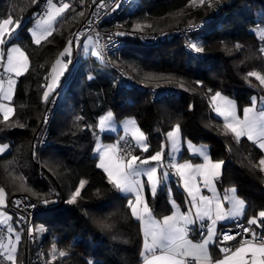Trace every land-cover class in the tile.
<instances>
[{"label": "trees", "instance_id": "trees-1", "mask_svg": "<svg viewBox=\"0 0 264 264\" xmlns=\"http://www.w3.org/2000/svg\"><path fill=\"white\" fill-rule=\"evenodd\" d=\"M42 1L0 0V21L11 17V28L19 21L16 34L5 40L3 53L8 44L16 43L29 60L28 70L17 78L12 115L7 120L0 115V142L10 144L9 152L0 158V188L7 192L8 200L15 193L27 194L37 204L58 198L57 203L37 215L45 227L41 239L54 242L66 253L57 255L55 264H136L140 259L143 233L129 207L133 197L108 181L92 154L96 118L107 109L113 108L118 120L134 117L143 128L148 151L136 146L132 151L142 152V156L160 150L167 132L177 125L184 141L199 143L209 134L214 135L217 144L211 146L212 156L225 160L218 180L220 187L237 186L244 195L264 193V172L258 166L260 147L251 140L237 141L209 106L211 95L218 91L233 96L241 112L253 96L264 95V88L248 74L254 70L264 75V37L246 43L252 36L250 29L264 25V0H210L200 5L193 0H137L131 11L132 3L123 15L130 26L136 21L149 22V30L200 21L202 26L170 41L171 51L165 61L157 52L160 46L137 39L128 41L121 59L140 83L149 82L143 86L129 84L116 68L91 54L80 58V50L75 66L70 67L55 91L61 89L48 123L46 142L35 148V140L43 133L44 112L55 93L44 100L51 66L59 53L55 38L70 37L87 12L80 0H63L69 8L57 20L53 33L36 44L30 28L37 21L34 17ZM196 38H201L205 46L217 42L219 47L201 53L191 51L186 42ZM180 52L185 55L182 59ZM121 59L114 58L115 64L120 66ZM181 74L191 84L153 95V84ZM187 98L193 100L190 106L184 104ZM116 136L105 133L103 138L112 140ZM188 158L201 159L184 146L180 159ZM83 179L86 183L80 196L69 203ZM172 182L174 194L183 202L185 192L175 180ZM170 195L163 186L155 195H148L158 218L173 210ZM263 207L249 199L246 217L256 215ZM261 222L264 225V218ZM17 225L23 229L17 264H26L30 255L26 230Z\"/></svg>", "mask_w": 264, "mask_h": 264}, {"label": "snow or ice", "instance_id": "snow-or-ice-1", "mask_svg": "<svg viewBox=\"0 0 264 264\" xmlns=\"http://www.w3.org/2000/svg\"><path fill=\"white\" fill-rule=\"evenodd\" d=\"M50 11L46 13L47 19L40 21L37 26L41 28L42 25L47 27L41 28L39 33L37 30H32V36L35 37V43L39 44L41 39H46L47 36L52 34L51 26L55 22L56 18L65 12L69 8L68 4H62L60 7L51 3L48 0ZM203 3V0H200ZM17 26L19 21L16 22ZM13 24L11 17L0 21V44H4L5 35L11 36L14 29H10L9 26ZM72 41H69V46L64 49L60 54L61 57L66 55L70 56V48ZM191 47L196 52H202L203 48L198 47L196 44H192ZM94 55L99 53L94 52ZM4 53L0 50V59H2ZM63 63L62 59H57L55 65L52 68V82L46 85V90L43 93V98L47 101L50 92L53 90L59 74L57 72V66ZM66 66V65H65ZM28 70V57L20 49V47H11L7 52V65L5 71L8 73H15L16 76L22 75ZM251 76H256L262 84H264V76H260L257 73H250ZM15 86V80L9 77L7 81V89L4 88L3 81L0 80V93L3 95L4 100H11L12 92ZM211 102L215 106V111L224 117V127L228 131L234 134L235 138L239 140L242 136H247L249 140L255 138L259 142V146L264 149V111L256 113L255 111V98H253V107L244 108V118L239 119L235 114V104L232 100L223 97L221 93L217 92L211 97ZM13 110L11 108H4V119L7 120L9 113ZM112 120V113L109 112L107 116L101 117L100 128L101 131L105 130L106 124L110 127ZM131 125V134L133 139L138 145L143 148V151H148V145L145 142L143 132L136 127L135 120H128L125 124L126 131L128 126ZM180 132V127L177 125L173 131L167 133L168 140L175 146L177 144V136ZM123 139V138H121ZM97 151L100 152V164L98 167L104 169L107 173L108 181L113 184L118 190L127 193H133L135 195V201L129 200V207L131 208L132 215L137 219L141 220L144 224V264H188L184 259L188 256H193L199 264H211V259L207 252L208 239L202 244H190L184 239L185 228L181 226V222L184 224L191 223L192 221L186 215L179 217L172 215L164 218L163 223L154 220L151 214V209L147 203L143 200L141 192L144 188V182L141 177L146 176V183L151 189L153 195L156 194L157 186L162 183V180L157 175V167L159 166L162 155L163 146L161 151L155 152L146 159H140L137 156L131 155L129 159L125 160L124 156L120 155V148L118 144L108 145L103 151L98 147ZM126 151V150H125ZM203 154V153H202ZM204 164L192 165L191 163L183 164H172L171 167L175 168L177 174L184 180V186L188 190L189 195L192 197L191 205L196 208V215L200 218L207 216L209 219L212 218L213 214L216 220H223L229 215H238L243 207V200L236 199L233 203V209L230 213L226 214L219 200H213L212 198L199 196L197 197L198 187L196 184L197 176L203 177L205 187L210 188L213 192L212 182L219 177L220 170L223 162L213 163L204 155ZM152 162H156V166L144 167L151 165ZM261 165H264V160L260 161ZM168 173H163V179H167ZM86 181L81 180L79 187L76 189L71 197L69 203H74L77 197L80 196L81 189L84 188ZM233 191H235L233 189ZM3 190L0 189V202L3 201ZM225 199H228L225 196ZM142 205V208H141ZM260 217H264V211L259 213ZM256 220H250L249 224H255ZM10 230V229H9ZM247 231V230H246ZM209 236H211V229L209 230ZM149 237H151V243H149ZM226 240L233 239L232 236L226 235ZM17 240L19 237L17 236ZM256 241V242H253ZM2 246V245H0ZM160 249V254H156V250ZM226 253L225 257L221 260L216 261V264H264V238L257 241L255 234L253 233L252 240H244L240 247L236 248L235 251L230 249H221ZM16 249L13 246L7 256L8 260L14 262L13 253ZM151 253L149 256L148 254ZM230 253V254H227ZM250 254V259L246 258ZM64 255L63 252L60 253Z\"/></svg>", "mask_w": 264, "mask_h": 264}, {"label": "built area", "instance_id": "built-area-1", "mask_svg": "<svg viewBox=\"0 0 264 264\" xmlns=\"http://www.w3.org/2000/svg\"><path fill=\"white\" fill-rule=\"evenodd\" d=\"M63 2V0H61ZM48 0H43L39 11L34 20H38L44 13L48 6ZM80 3L87 10V17L81 22L75 32L69 37L76 45V53L82 48L84 39L91 35L94 37L101 53L103 61L107 62L111 67L116 68L122 75L123 79L128 81L131 85H148L147 83H140L136 79V73L132 68L126 67L121 54L128 41L137 39L143 44L147 45H163L169 41L175 40L176 36L188 34L191 31L199 30L202 26V21L188 26L176 25L173 29L166 30H149L138 29L126 24L124 21V14L129 11L133 0H80ZM128 19V18H126ZM205 21V20H203ZM121 59V65H116L114 58ZM78 57L72 63V67L76 63ZM73 68H71L72 70ZM0 76H7V72L3 69L0 61ZM182 81L178 79H168L167 82L156 83L150 87L154 96H158L164 91L174 89L181 86ZM182 85H186L185 83ZM61 89L54 93L51 97L48 107L44 112L43 117V133L40 139L35 140L34 147H39L45 144L48 123L51 118L52 109L55 106ZM118 144L120 148V155L128 159L127 152L132 153L134 145L130 137L113 138L111 141L105 140L103 144ZM34 150V149H33ZM126 150V151H125ZM58 202V198L43 200L42 203L37 204L29 195L24 193H15L9 198V209L16 215L18 222L25 228L27 236V244L30 248V255L26 264H55L53 254H49L47 244L38 232L39 222L37 215L45 212L52 205ZM207 218L204 219L201 228L194 226L189 227V235L195 239H202L205 236ZM247 230V231H246ZM253 233L257 241L264 238V225L249 224L245 219H238L232 223L225 224L219 227L217 234V241L220 245L228 249L236 247L243 243L244 240H252ZM6 231L0 224V243L5 237ZM226 235L232 236L233 239L226 240ZM256 242V241H253ZM188 264H191L190 259H186ZM0 264H12L3 254L0 248Z\"/></svg>", "mask_w": 264, "mask_h": 264}, {"label": "rangeland", "instance_id": "rangeland-1", "mask_svg": "<svg viewBox=\"0 0 264 264\" xmlns=\"http://www.w3.org/2000/svg\"><path fill=\"white\" fill-rule=\"evenodd\" d=\"M51 1H53V0H51ZM54 1H57V0H54ZM136 1L137 0H133V5L132 4H131L132 6L130 5L131 6L130 7L131 8V11L134 9V7L136 5ZM205 1H210V0H203V3ZM57 2H60L61 3L62 1H57ZM63 2H65V1H63ZM193 3L195 5H200L201 4L200 3V0H193ZM45 11H44V13H45ZM87 15H88V13L86 12V17H87ZM5 19H8V18H5ZM36 24H37V22H34V24L31 26V29L32 30L36 26ZM124 25H127V24H124ZM132 26L134 28H138V29H148V27L150 26V23L149 22L136 21V22H134L132 24ZM17 27H18L17 24L14 25L12 28L9 26L10 29H17ZM250 31H252V36H250V37L247 38L246 43H255L257 40H259L260 38H263L264 37V25L252 27L250 29ZM169 42H167V43H165L163 45H160V48L157 49V52L160 54V56L163 59V61H165L164 59H165V57L168 56V54L170 55V51L171 50H170V46L168 45ZM60 43L61 44L62 43H66V47L69 46V40H62ZM187 44H188V49H190L191 51H195L191 47L192 44H196L198 47H202L203 48V51H206V50H215V49H217L219 47V43H217V42L216 43H212V44H207L205 46L204 45V42L201 40V38L192 39L191 41L186 42V46H187ZM65 48L64 47H61L60 48V52L58 53L55 61L53 62L52 66H51V71H50L49 78L47 80L46 85L48 83L52 82V75H53L52 68H53V65H55L57 59H62L63 63L61 65L57 66V72L60 73L62 71V74H59L58 75L57 80H56V83L54 85V88L50 92V95H52L59 88V86L62 83L63 79L66 77V75L70 71V67L72 66V63L75 62L74 60L79 55V53H76V49H77L76 45L74 43H72L71 48H70L71 55L69 56V58L66 59L65 56L64 57H61L60 54L64 51ZM0 50H2L1 44H0ZM94 52L99 53V55H94L93 54ZM262 52L264 54V47L262 48ZM74 53H75V55H74ZM197 53H201V52H197ZM89 54L93 55L97 59H102L101 58V53H100V51L98 49V46H97V44H96V42L94 40V37L91 36V35L87 36L84 39V41H83L82 49H81V52H80V58L85 57V56H87ZM184 56H185L184 55V52H180L179 53V58L180 59H182ZM179 66H181V64H179ZM250 73H257L258 75H261V73H259L257 71H254V70L248 71V74H250ZM250 77H251V80L254 83H257V82L254 81V78H253L255 76H251L250 75ZM6 79H9V78H4L3 76H0V80L3 81L4 87H7V84H6L7 80ZM12 79L13 80H16L15 77H13ZM176 79L182 81V82H180L182 84H184V83L186 85L191 84L189 82V80L186 77H184V75H182V74L179 75L178 77H176ZM142 80L144 81L145 79L142 78ZM144 83H147L148 84L149 82H147V81L145 82L144 81ZM15 84H16V82H15ZM182 84H181V87H185ZM46 85H45L44 91L46 90ZM14 88H15V86H14ZM13 91H14V89H13ZM218 92L221 93V95L223 97H226L227 99L232 100L234 102V104H235V114H236V116L239 119L243 120V118H244L243 113L240 111L239 106H238L237 101L235 100V98L233 96L224 94V93H222L220 91H218ZM216 93L217 92H214L211 95V97L213 95H215ZM211 97L209 99V106H210L211 111L213 112L214 116L220 117L222 119V121H223V124H225L224 117L221 116V115H219L215 111V106L211 102ZM253 98H255V111H256V113H259L258 111H264V110H259L258 109V107L261 108V109L264 108V95L260 96V98L258 96H253ZM253 98H252V101H253ZM190 103L192 104L193 103V100L191 98H187L184 104H185V106H188V105L190 106ZM0 105L1 106L4 105V108L5 107H8V108H11L12 110H14L13 104L10 103L9 100H4L3 99L2 93H0ZM250 107H253V103H251ZM4 108H3V111H2L3 116H4ZM109 112L112 113V120L110 122V127H109L108 124H106L105 130L101 131V128H100V119H101V117L107 116V114ZM11 113H9V114H11ZM128 120H135L136 127H138L140 129V131L143 132L144 137H145V142L148 145L147 136H146L143 128L139 125V123L136 121V119L134 117H125L122 120H118L116 118V116H115L114 109L113 108L107 109L105 112L101 113L96 118V122H97L96 123V129H97V132H95V135H94V142H93L92 154L94 156H96V162H97L98 165L100 164V152L97 151V148L99 147L101 149V151H103L108 145H111L112 144L110 142L106 146L102 144V139H103V136H104L105 133L118 135L116 137H119V138L130 137L132 139V141H133V145L135 144L134 145V148L136 146V147H138L139 149H141L143 151V148L140 145H138L136 143V141L132 137V134H131V128H132V126L129 125L127 131L125 129V124L127 123ZM174 129H175V127L173 129L169 130L168 132L173 131ZM224 129H225V127H224ZM225 130H227V129H225ZM89 131H90V127H89ZM228 132L231 133L230 131H228ZM231 134L235 138L234 134L233 133H231ZM209 135H212V134H209ZM243 138H244V136L240 137L239 140H237V141H241V140H243ZM108 141H111V139H108ZM162 146H163L162 160H161L159 166L157 167V175L162 180V183L157 186V190H159L163 186V187H165L167 189V191H169L171 193V196L173 195V187H172V183L171 182H172V180L173 181L175 180L176 182H178L177 181V179H178L177 172H176L175 168L171 167L172 164H183V163H186V162L187 163H191L192 165L204 164L205 163L204 155H207L208 159L210 161H212L213 163L221 162V161L223 162L221 171H222V169L224 167V161H225L224 158H214L212 156V153H211L212 143H209L207 140L204 141V142H199V143L192 142V141H189V140L184 141L183 138H182V135H181V131L179 132V134L177 136V144L175 146V151L173 150V145L168 140L167 134H166V139L163 142ZM184 146H187L188 150L190 152H192V154H195V155L196 154L197 155L199 154L198 156H200L201 159L199 161H197V162H195L191 158L181 160L180 159V156H181V153H182V150H183ZM0 148L1 149L10 148V144L8 142H0ZM134 148H133V150H134ZM158 151H161V149L158 150ZM131 155L137 156L140 159H146V158L149 157V156H142V152L141 153H139V152H132ZM129 158H130V156L128 157V159ZM125 160H127V159H125ZM149 166H156V162H152L151 165H146L144 167H149ZM160 171H162V174L161 175H160ZM164 172H167L168 173V177H167L166 180L163 179V173ZM144 179H147V177L146 176H142L141 177L142 182H144V188H145V181H144ZM0 189H2L3 190V193H4L3 201L0 202V223L3 226H5V229L8 232V237L5 240L6 241L5 242L6 243V248H7L8 251H7V253H5V256L6 257L8 256L11 248L14 246L15 249H16L15 253H13L14 262L12 260H10V261L12 262V264H17L18 245H19V242H20L21 237H22L23 229H22V227L20 225H18L19 227L15 226L14 220L12 219V216L13 215L10 212L9 207H8V205H9L8 194H7V192L3 188H0ZM5 215L7 217H11V218L10 219H5L4 218ZM203 220L204 219H202V221ZM38 232H39L40 236H43L44 235L45 227H44V225L42 223H39V230H38ZM17 236L19 237V240H17ZM53 244H55V243H53ZM47 248H48L49 251L51 250V252H53V253H50L48 251L49 254H55L54 255L55 256L54 259H56L57 253H58L57 250H56V245L54 246V249H49L48 245H47Z\"/></svg>", "mask_w": 264, "mask_h": 264}, {"label": "crops", "instance_id": "crops-1", "mask_svg": "<svg viewBox=\"0 0 264 264\" xmlns=\"http://www.w3.org/2000/svg\"><path fill=\"white\" fill-rule=\"evenodd\" d=\"M51 3L52 4H54V5H56L57 7H60L62 4H68L69 5V3L67 2V1H65V2H57V1H51ZM50 11V7H49V3H48V6H47V8H46V11H45V13L43 14V15H41L40 16V18H38V20L36 21L37 22V24H36V26L33 28V30H37V32L39 33V31L41 30V28H43V27H47V25H42L41 26V28H38L37 26L40 24V21L41 20H43V19H47V16H46V13H48ZM65 11H67V10H65ZM63 14H61L59 17H57L56 18V20H55V22L52 24V26H51V30H52V33H53V31L55 30V25H56V22H57V20L62 16ZM30 33H31V35H32V29L30 28ZM251 33H252V31H251ZM14 34H16V29H14V32H13V34L11 35V36H8V35H5L4 37H3V39L4 40H9ZM48 37V36H47ZM32 38H33V40H34V42H35V37H33L32 36ZM44 39H41V41H43ZM62 40H69V41H72L69 37L67 38V39H65V38H61V37H56L55 38V42H56V44H57V46L59 47V52H60V48L61 47H66V43H60ZM72 43H73V41H72ZM11 47H20L19 45H17L16 43H10V44H8L7 46H6V49H5V52H4V56H3V60L2 59H0V61H1V63H2V67H3V69L5 70V68H6V65H7V52H8V50L11 48ZM1 48H2V50H3V44H1ZM20 49L25 53V55L27 56V54H26V52H25V50L23 49V48H21L20 47ZM74 55H75V53H74ZM66 57V59H68L69 58V56L68 55H66L65 56ZM28 64H29V60H28ZM260 76H264L263 74H261ZM9 77H11V79L13 78V77H15V79L17 80V78H18V76H16L15 75V73H8L7 72V76H5L4 78H9ZM254 78V81L255 82H257L258 84H260L263 88H264V84H262L261 82H260V80H258L257 78H256V76L255 77H253ZM7 81H8V79H6ZM15 80V82H17ZM6 82V81H5ZM6 84H7V82H6ZM15 87H16V84H15ZM5 89H7V87H4ZM14 94H15V88H14V91L12 92V94H11V96L13 97L14 96ZM3 96V95H2ZM259 98H260V96H259ZM12 99V98H11ZM9 102L11 103V100H9ZM252 103V102H251ZM251 103L250 104H247L246 106H244V108H246L247 106L248 107H250V105H251ZM3 108H4V105L3 106H1L0 105V115L1 116H3V114H2V111H3ZM244 108H243V110H244ZM258 109L259 110H264V108L263 109H261V108H259L258 107ZM258 112H260V111H258ZM13 113V112H12ZM12 113L11 114H9V116H11L12 115ZM242 113H243V116H244V111H242ZM8 116V117H9ZM4 117V116H3ZM137 121V120H136ZM84 129L86 130V132H88L89 131V126L86 124L85 126H84ZM246 140H249L248 138H247V136H244V138H243V141H246ZM103 141H105V139L103 138L102 139V144H103ZM207 141L209 142V143H212V144H217V139L215 138V136L214 135H208V137H207ZM251 141H253V142H256L257 143V145L259 146V142L255 139V138H253V140H251ZM103 145H108V144H103ZM135 145V144H134ZM260 147V146H259ZM260 149H261V156L258 158V166H259V168L261 169V171L262 172H264V165H261L260 164V161L261 160H264V149H262L261 147H260ZM9 150H10V148H5V149H1L0 148V158H2V157H4L8 152H9ZM191 154H192V152H190ZM192 155H195V154H192ZM197 155V154H196ZM199 155V154H198ZM195 162H197V161H195ZM96 164H97V162H96ZM97 166H98V164H97ZM100 168V167H99ZM104 173H105V175H106V177H107V174H106V172L102 169V168H100ZM223 173V169H222V171L220 170V175H219V177L221 176V174ZM177 176H178V179H177V183H178V185L183 189V191L185 192V200L182 202L181 200H179L177 197H176V195L174 194V192H173V195L171 196L170 195V198H169V200H170V202H171V205L173 206V210L170 212V213H168V214H166L165 216H163V217H161V218H158L157 216H155V214L153 213V210H152V208H151V206H150V203H149V197H148V195H153L152 194V192H151V189H150V187L147 185V183H146V181H147V179H144V181H145V188H143V190H142V192H141V196L143 197V200L147 203V205H148V207L151 209V214H152V217L154 218V220H156V221H158V222H160L161 224L163 223V220H164V218L165 217H167V216H172V215H175V216H177V217H179V216H181V215H186V216H188L189 217V219L192 221L191 223H187V224H184L183 222H181V226H183L184 228H185V236H184V239L187 241V242H189L190 244H202L204 241H205V239H208L209 240V243L207 244V246H206V248H207V252H208V255H209V257H210V259H211V264H216V261H218V260H221V259H223L224 257H225V255H226V253L225 252H223L221 249H225L226 247L225 246H223V245H220L219 243H218V241H217V234H218V229H219V227L220 226H222V225H225V224H229V223H232V222H234V221H236V220H238V219H245V220H247L248 222L250 221V220H253V219H255L256 220V223L255 224H257V225H263L262 224V219L264 218V217H260L259 216V213L261 212V211H264V207L263 208H260L259 210H258V212H257V214L256 215H252V216H250V217H246V209H247V206H248V203H249V199H252V200H254L255 202H257V203H259V204H262V205H264V193H253V192H246V195H244V194H242L240 191H239V188L237 187V186H227V187H224V188H222V187H220V185H219V183H218V180H219V177L218 178H216L213 182H212V188L215 190L214 192L210 189V188H208V187H205V184H204V180H203V177H201V176H197V179H196V184H197V187H198V192H196V195H197V197H199V196H205V197H209V198H212L214 201L215 200H219V202L221 203V205H222V207H223V209H224V211H225V213L226 214H228V213H230L231 211H232V209H233V203H234V201L236 200V199H239V200H243V202H244V204H243V207H242V209H241V211H240V213L238 214V215H229V216H227V218H225V219H223V220H216V223L215 224H213V220L215 219V215L213 214V216H212V218L211 219H209L207 216H205V217H203V218H200V217H198L197 215H196V208L195 207H193L192 205H191V200H192V197L189 195V193H188V190L185 188V186H184V180H183V178H181L180 176H179V174H177ZM107 179H108V177H107ZM84 181H86L85 179H83ZM176 182V181H175ZM171 183H173V182H171ZM233 189L235 190V191H233ZM158 191V190H157ZM124 194H127V195H131L132 197H133V202L135 201V195L133 194V193H127V192H123ZM225 196H227L228 197V199H225ZM141 208H142V205H141ZM10 210V209H9ZM10 212L12 213V219L14 220V223H15V226H17V227H19L17 224L19 223L18 222V220L17 219H15V217H16V215L10 210ZM14 217V218H13ZM4 218L5 219H10L11 217H7L6 215L4 216ZM205 218H207V225H206V232H205V236L202 238V239H195V238H192L190 235H189V227H191V226H194V227H197V228H201V226H202V224H203V221H202V219H205ZM139 220V219H138ZM139 222H140V225H141V230H142V233H143V241H142V245H141V249H140V253H139V255H140V259H139V261L136 263V264H144V256L142 255V253L144 252V241H145V237H144V224H143V222L141 221V220H139ZM1 224V223H0ZM20 224V223H19ZM2 225V224H1ZM3 226V225H2ZM4 227V229H5V226H3ZM39 228V227H38ZM211 229V236H209V230ZM5 231H6V234H5V237L3 238V240H2V242L0 243V245H2V246H0V248H1V250H2V252H3V254L5 255V253H7V248H6V239H7V237H8V232H7V230L5 229ZM42 237V236H41ZM21 239H22V237H21ZM5 243V244H4ZM20 243H21V240H20V242H19V245H18V250H19V247H20ZM54 242H49V243H46L47 245H48V247H49V249H54V246L56 245V244H53ZM149 243H151V237H149ZM242 244V243H241ZM241 244H238L236 247H234V248H232V249H230V250H232V251H235V249L236 248H238V247H240L241 246ZM16 246V245H15ZM228 249V248H227ZM56 250H57V255H60V253L61 252H63L64 253V255L66 254L65 253V251H63V250H61V249H58L57 248V246H56ZM49 251V250H48ZM18 252V251H17ZM50 253H53V252H51V250L49 251ZM156 254L157 255H159L160 254V249H157L156 250ZM227 254H230V253H227ZM53 255H55V254H53ZM63 255V256H64ZM149 256L151 255V253H149L148 254ZM61 256V255H60ZM246 258H248V259H250V254H249V256L248 257H246ZM185 260L186 259H190L191 260V264H199V262L198 261H196L195 260V258L193 257V256H188V257H185L184 258Z\"/></svg>", "mask_w": 264, "mask_h": 264}, {"label": "clouds", "instance_id": "clouds-1", "mask_svg": "<svg viewBox=\"0 0 264 264\" xmlns=\"http://www.w3.org/2000/svg\"><path fill=\"white\" fill-rule=\"evenodd\" d=\"M74 66H75V64H74ZM65 79V78H64Z\"/></svg>", "mask_w": 264, "mask_h": 264}]
</instances>
